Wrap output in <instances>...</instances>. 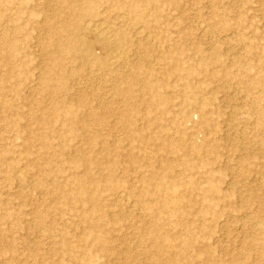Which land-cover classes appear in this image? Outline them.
Returning <instances> with one entry per match:
<instances>
[{
    "label": "rangeland",
    "instance_id": "rangeland-1",
    "mask_svg": "<svg viewBox=\"0 0 264 264\" xmlns=\"http://www.w3.org/2000/svg\"><path fill=\"white\" fill-rule=\"evenodd\" d=\"M27 1L0 11V264H264V0L142 7L146 20L137 26L153 38L126 42L136 54L126 65L139 78L132 88L89 77L85 47L75 42L72 56L60 32L76 19L80 26L89 17L100 24L125 17L121 0ZM132 30L124 29L129 40ZM101 45L87 53L102 58ZM173 64L195 76L173 75ZM157 120L161 126L152 125ZM171 122L182 132H172ZM128 128L148 138L156 132L177 148L150 145L148 158L130 165ZM79 152L93 156L86 190H51L73 176L70 157ZM150 170L156 175L144 191ZM160 176L175 185L179 207L159 205ZM120 187L129 188L140 213L113 202ZM98 232L107 241L101 248L92 243ZM161 236L173 251L157 248ZM190 238L182 259L180 243Z\"/></svg>",
    "mask_w": 264,
    "mask_h": 264
},
{
    "label": "bare ground",
    "instance_id": "bare-ground-1",
    "mask_svg": "<svg viewBox=\"0 0 264 264\" xmlns=\"http://www.w3.org/2000/svg\"><path fill=\"white\" fill-rule=\"evenodd\" d=\"M16 1H19L21 4L28 2L27 0H0V11L5 12L8 8V6L10 4H14ZM155 1L156 0H121L122 9H123V11L126 12L124 15L125 17L118 16V17H116V19L113 22H110L107 24L106 23L100 24L101 22L98 23L97 20H92L91 17H89V20H86L83 23V25L79 26V23H77V19H76L74 21V24L71 25V27L64 26V27H62L63 29L60 30V32L65 34V37H66V44H65L66 49L69 50V53L73 56V54L74 55L78 54V49L75 47V42H77L78 45H80V46L82 45L85 47L86 50L84 51L85 52L84 58H85V61L87 63L86 64L87 69L85 68L84 71L86 73H89L88 74L89 77L90 76H97V78H99V76H101L100 78L103 77L102 79H104V77H105V79L111 78L112 81H115L116 79H120L121 82L123 81L124 83L126 82L127 84L131 85L130 88H132V84L137 83L139 81V78H138L137 74L136 75L135 74L129 75L128 71L126 70L127 69L126 65L128 64V60L129 59L131 60L133 57L136 56V54L135 53L130 54V51L127 48V46H129V45H127L126 42L127 43L134 42L136 45H141L142 43H147V44L150 43L149 40H150V38H153V37H150L151 34H148L147 31L145 29H143L141 26H137V23H141L142 21L146 20L145 17L143 16L142 12H141L142 7L143 8L146 7V9H147V8L153 6ZM173 1L175 3H178L179 0H173ZM86 2H89L92 4L91 1H86ZM95 12L96 11L91 8L85 12L84 16H92ZM76 16H77V14H76ZM198 26H199L198 29L203 34H205L206 36L210 37L211 35H213L212 34L213 31H210L209 25H207L205 23H200V25H198ZM125 27H130L131 29L133 28V30H132L133 35H132L130 40L128 37V33L124 32ZM229 38L230 37H228V39ZM225 39H227V38H225ZM228 39H227V41H228ZM101 44L105 45V46H103L104 49H102V50H104V52L102 53V55H103L102 58L99 59V57L98 58L95 57V55L93 53H91V54L87 53L88 50L91 49L92 45L94 47L95 46L97 47V45H101ZM170 70L173 73V75L175 74V76H177L176 72H183L182 78L185 80H189V79L193 78V76H195V75H193L192 71L186 70L185 67H180L176 64L171 65ZM81 73H82V70L73 71V76H79V75H81ZM90 79L91 78H89L88 81H90ZM105 82H106V80H105ZM91 83H93V82H91ZM94 84H92V85H94ZM254 85L259 86L260 84L255 82ZM197 88H198V90H205V88L200 86V85L197 86ZM103 89L105 90V87ZM150 90L153 91L152 89H150ZM241 90H242V88H241ZM241 90L239 89V91H241ZM237 91L238 90L236 89L235 92H237ZM127 93L130 94L131 89L129 91H127ZM161 122L162 121H158V120L153 121L152 125H160L161 126L162 125ZM73 124H75V123H73ZM169 126H170V130L174 133L179 134L182 132L180 127L177 126V124H175L174 122H171V124ZM164 131H165V129L161 130L160 133L164 132ZM70 132H71L70 136L72 138L74 130H71ZM85 133H86V131H85ZM153 133H154V136H152L151 138H148L146 133L142 129L128 128L127 138L129 141V144H128L129 149L126 151L125 156L128 157V161H129L130 165L137 166V161H138L137 159L139 158V156H142V158H148L147 154H145V150L150 145H154V146L157 145V146H161V147H165V148L170 147L169 149H171L173 151L176 150V148H177L176 142H174L171 139H164L159 134H156V132H153ZM95 137L96 136H94L93 138H95ZM45 139H46V136L42 135V134L37 137V140L41 143V145L44 148L47 146V143H45ZM136 145H137V147H136ZM97 146L103 147V142L102 143L101 142L96 143L94 147H97ZM137 149H138V154H135V150H137ZM193 150L196 151V147H193ZM90 154H91V152H87L86 154L85 153L82 154L81 152H79L78 154L70 157V164L72 165V167H68V171L70 172V175H73V176L71 178H65L64 177L63 181L60 182V185H58V186H55L54 184H50L51 190H54V189L57 190L58 189V190L66 191V192H69V191L71 192L72 188H77L79 191H85L87 181L84 178H86L87 175L91 174L90 165H91L92 160H93V156H91ZM79 162H82V164H80ZM138 168H140V166H138ZM27 174H29V172L23 173L22 177L26 176ZM146 174H147V176L142 177V180H141L142 188L144 191H148V189L151 186V183H150L151 181H147V177L153 179V177L156 175L154 170L147 171ZM163 181H164L163 176H160L159 178H157V183H156L157 191L156 192L157 193L161 192L164 194L163 197L162 196L159 197V199H160L158 201L159 205L166 210L169 207H172V208L179 207V205L182 203V199L175 196V194H174L175 185H172L170 183L165 185L163 183ZM129 193H130V191H129L128 187L127 188H124V187L117 188L115 190V193L112 195V200L114 203L124 202L128 212L140 213L141 208H139L137 201L135 199H133V197ZM151 196L152 195H150L149 197H151ZM92 198H93V200H96L95 196H93ZM91 227H92V230L97 228V226L94 227L92 225H91ZM256 230H258V229H256ZM93 232L95 233V230H93ZM150 235L152 238L153 234L151 233ZM94 237L95 238L93 239L92 243H94L96 246L101 248L102 246L106 245L107 241L104 237L101 236V233H99V232L96 233ZM66 239H67V237H64L61 241L62 243L60 242V244H62V246H64V244H66V242H67ZM160 240L165 241L164 242L165 244H162L159 247L156 245L159 250H162V251L166 250L168 252L173 251L171 243L168 240H166V238L164 236H161ZM56 244L57 243H54V245H56ZM191 244H192V238H190V240L185 239V240L181 241V243H180L181 247H180V250H178L179 251L178 254H180L182 259H184L186 257L187 252H188V248L191 246ZM102 249L106 250V248H104V247ZM60 250L63 251L64 248L62 247ZM106 251H108V249ZM201 254H203V251ZM73 260H76L75 257H73V256H70L68 259L69 262H72ZM156 264H158V263H156ZM161 264H174V263L171 260H169V261L166 260L165 262H161Z\"/></svg>",
    "mask_w": 264,
    "mask_h": 264
}]
</instances>
